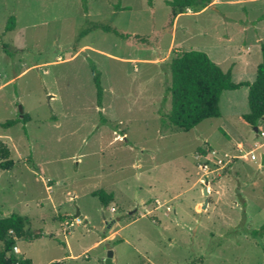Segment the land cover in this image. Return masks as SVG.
Here are the masks:
<instances>
[{
    "label": "rangeland",
    "instance_id": "374dc122",
    "mask_svg": "<svg viewBox=\"0 0 264 264\" xmlns=\"http://www.w3.org/2000/svg\"><path fill=\"white\" fill-rule=\"evenodd\" d=\"M151 2L87 0L85 12L82 0H0V159L13 163L0 168V218L28 217L26 233L40 236L16 240L18 259L104 264L111 244L114 264H264V119L257 131L243 119L247 87L224 91L221 116L189 131L171 127L167 91L168 63L192 49L253 82L264 0L176 17ZM95 22L127 37L80 36ZM211 150L242 157L204 176L197 155ZM97 190L114 200L104 207Z\"/></svg>",
    "mask_w": 264,
    "mask_h": 264
},
{
    "label": "trees",
    "instance_id": "16d2710c",
    "mask_svg": "<svg viewBox=\"0 0 264 264\" xmlns=\"http://www.w3.org/2000/svg\"><path fill=\"white\" fill-rule=\"evenodd\" d=\"M212 0H166L172 9L173 17H176L183 9H205ZM151 4V0H148ZM83 9L88 11L87 0H82ZM120 3L116 5V10L126 9ZM264 18V15L262 16ZM15 17L11 16L6 24V31L15 28ZM100 28L105 32H112L126 38L127 35L119 32L110 26L102 23H90L84 27L80 36L90 31ZM262 61L257 66L256 78L253 82H234L231 70L224 71L219 64L214 62L209 55L201 50H188L176 55L168 63L171 73V85L167 91L170 95L171 110L168 114V121L172 128L189 131L199 123L210 118L221 116L220 99L224 91L237 90L241 87L248 89L249 112L243 114V119L255 127L264 119V43L261 44ZM93 80L97 87V102L102 106L103 89L101 87V74L92 65ZM28 115H24L20 121L26 123ZM15 124V121L4 123L5 127ZM11 160H1L0 168L9 169L12 166ZM93 196L100 200L106 207L114 200V194L105 190L93 192ZM30 224L28 217L11 214L0 218V264H33L30 259H18L15 255L9 254L15 246L17 239L26 237L28 240L37 239L40 236L27 234V227ZM264 233V225L260 229ZM257 235L259 232H252Z\"/></svg>",
    "mask_w": 264,
    "mask_h": 264
},
{
    "label": "built area",
    "instance_id": "2783aa9c",
    "mask_svg": "<svg viewBox=\"0 0 264 264\" xmlns=\"http://www.w3.org/2000/svg\"><path fill=\"white\" fill-rule=\"evenodd\" d=\"M251 160H256V155L253 151L249 152L247 154ZM246 155V156H247ZM242 157L237 156L234 154H230L228 152H218L211 150L208 153L199 154L197 155V158L199 159V168L203 172L204 176L211 175L212 177L217 176L220 174L221 170H223L225 167H227L233 160ZM76 222H80V218L76 217ZM68 225H72V222H69ZM13 250L15 253L20 252L19 248L15 245L13 247Z\"/></svg>",
    "mask_w": 264,
    "mask_h": 264
},
{
    "label": "water",
    "instance_id": "95a60500",
    "mask_svg": "<svg viewBox=\"0 0 264 264\" xmlns=\"http://www.w3.org/2000/svg\"><path fill=\"white\" fill-rule=\"evenodd\" d=\"M22 113H23V111H22V108L20 107V114H21V116H22ZM254 128H255L256 131L258 130V127L257 126H255ZM261 163H262V165H264V155H262V161H261ZM204 193L206 195H208V191H207L206 188L204 190ZM205 207H206V205H205ZM79 214H80V212L78 211L77 212V216ZM113 255H114V253H113V246L111 244H107V256H106V258L104 260V264H113Z\"/></svg>",
    "mask_w": 264,
    "mask_h": 264
},
{
    "label": "crops",
    "instance_id": "0c3cea01",
    "mask_svg": "<svg viewBox=\"0 0 264 264\" xmlns=\"http://www.w3.org/2000/svg\"><path fill=\"white\" fill-rule=\"evenodd\" d=\"M18 247V246H17ZM18 253V252H17ZM114 264V263H113Z\"/></svg>",
    "mask_w": 264,
    "mask_h": 264
}]
</instances>
